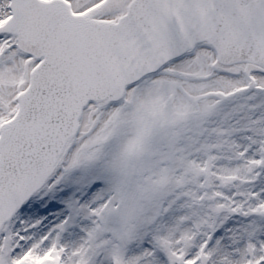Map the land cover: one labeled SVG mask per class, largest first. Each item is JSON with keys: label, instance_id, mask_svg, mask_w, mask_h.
Segmentation results:
<instances>
[{"label": "snow or ice", "instance_id": "snow-or-ice-1", "mask_svg": "<svg viewBox=\"0 0 264 264\" xmlns=\"http://www.w3.org/2000/svg\"><path fill=\"white\" fill-rule=\"evenodd\" d=\"M0 264H264V0H0Z\"/></svg>", "mask_w": 264, "mask_h": 264}]
</instances>
